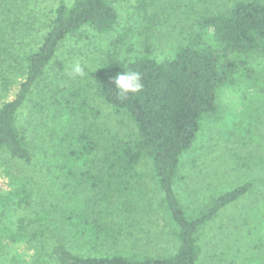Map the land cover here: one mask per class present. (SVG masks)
Returning a JSON list of instances; mask_svg holds the SVG:
<instances>
[{"label": "trees", "instance_id": "obj_1", "mask_svg": "<svg viewBox=\"0 0 264 264\" xmlns=\"http://www.w3.org/2000/svg\"><path fill=\"white\" fill-rule=\"evenodd\" d=\"M115 1L56 0L37 48L18 54L9 44L0 45V66L17 78L15 96L0 104V151L25 165L42 153L54 187L50 195L56 214L40 203L32 216L13 219L34 205L36 194L32 178L9 166L8 188L0 193V240L33 241L56 220L64 230L93 240L96 246L94 252L77 254L58 243L53 253L60 264H240L238 249L264 245V152L248 158L253 179L216 189L195 206H185L177 185L183 158L197 143L206 120L227 122L222 91L245 82L264 94V72L256 64L264 56V0H231L225 9L190 11V25L177 29L171 52L163 58L154 54L151 28L145 31L140 51L121 52L127 36L119 32ZM136 1L138 11L148 15L154 0ZM21 3L0 0V13L9 16L8 26L14 30L19 18L13 14ZM87 30L118 34L113 49L96 67H86L83 76L52 73L62 46ZM128 48L133 51V46ZM128 70L141 74L143 88L119 96L112 78ZM6 75L0 74L2 83L12 81ZM94 89L133 124L130 136L101 120L92 100ZM25 107L29 128L22 129ZM143 161L149 164V178L159 193L154 203L144 196L145 174L138 170ZM249 199L251 206L229 216L231 207ZM156 212L169 228L174 250L151 254L119 249L143 241L140 234H148L147 225L156 221ZM225 215L231 223L221 228L215 246L210 234Z\"/></svg>", "mask_w": 264, "mask_h": 264}, {"label": "rangeland", "instance_id": "obj_2", "mask_svg": "<svg viewBox=\"0 0 264 264\" xmlns=\"http://www.w3.org/2000/svg\"><path fill=\"white\" fill-rule=\"evenodd\" d=\"M231 2V0H154L149 6L148 15H145L138 11L136 0L127 2L116 0L115 4L120 17L119 32L127 36L125 42L121 43L120 50L123 54H135L140 51L145 31L151 28L148 34L152 35L154 54L163 58L171 52L177 29L182 25H190L193 18V15L191 17L189 15L190 11L221 10ZM56 4V0H28L26 3L19 4L15 8L16 14H13L19 18L15 30L8 26L11 24L8 21L9 16L5 12L0 13V45L9 44L10 48L18 54L37 48L49 28V15ZM117 35L116 33L100 35L92 30L81 32L62 46L50 71L52 73L62 71L69 74L74 60H79L89 69L96 67L103 56L113 49L112 42L117 40ZM129 46H133L132 52H129ZM256 64L264 72V56L258 57ZM0 72H6V76L12 80L8 83L0 81L1 104L15 96L17 87L13 80L17 78L14 72L8 71L3 66H0ZM91 94L94 105L102 113L101 120L120 135L130 136L134 131L133 124L117 115L110 106L105 104L97 95L96 89L92 90ZM221 103L227 116L226 124L212 118L207 119L197 143L183 158L181 169L183 177L181 176L178 182L177 191L182 196L185 206H195L216 189H229L253 179L255 176L252 175L253 171L248 165V158L264 152V94L260 92V87L242 82L235 87L226 88L221 93ZM29 119L28 107H25L19 122L22 129L29 128L27 125ZM45 165L42 153L37 154L33 164L25 165L14 162L5 152L0 151V193L8 188L6 170L9 166H12L16 172L32 178L35 183L34 205L28 211L18 212L13 219L23 215L32 216L33 210L40 207V203H44L51 209L52 214L56 215L53 209L55 201L50 195L54 187ZM138 170L145 174L147 185L143 190L146 201L154 203L159 199V193H155V185L149 178V164L143 161ZM250 199L231 207L229 216L235 214L240 208L249 207ZM155 214L156 221L147 225L148 234H140L144 237L143 241L137 246L134 243H128L129 247L125 244L120 245L119 249H144L151 254L159 251L169 253L174 250L175 241L168 226L159 218L157 212ZM229 216L219 218L213 225L210 235L215 246L220 241L221 230H224L221 228L231 223ZM6 224H12V222ZM48 226L44 235H39L33 241L9 243L7 240H0V264H60L53 253V248L58 243H64L77 254L94 252L96 246L93 240L82 239L74 232L64 230L57 225L56 220L50 221ZM237 248L238 246L233 247L231 252L235 253ZM253 248L254 250L246 249V247L237 250L236 254L241 259L240 264H264V245Z\"/></svg>", "mask_w": 264, "mask_h": 264}, {"label": "clouds", "instance_id": "obj_3", "mask_svg": "<svg viewBox=\"0 0 264 264\" xmlns=\"http://www.w3.org/2000/svg\"><path fill=\"white\" fill-rule=\"evenodd\" d=\"M86 66L82 65L79 60H74L70 66L69 75L73 78L83 76ZM114 89L117 95L126 97L130 93H137L142 90L141 74L134 70L122 71L112 78Z\"/></svg>", "mask_w": 264, "mask_h": 264}]
</instances>
